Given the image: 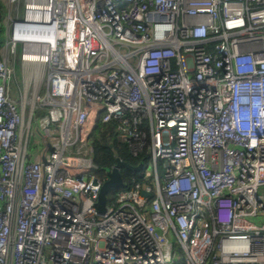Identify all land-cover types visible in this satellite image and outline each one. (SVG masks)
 Segmentation results:
<instances>
[{
    "label": "built area",
    "instance_id": "1",
    "mask_svg": "<svg viewBox=\"0 0 264 264\" xmlns=\"http://www.w3.org/2000/svg\"><path fill=\"white\" fill-rule=\"evenodd\" d=\"M25 8L0 50V264H264V0ZM99 121L146 154L104 213Z\"/></svg>",
    "mask_w": 264,
    "mask_h": 264
},
{
    "label": "trees",
    "instance_id": "2",
    "mask_svg": "<svg viewBox=\"0 0 264 264\" xmlns=\"http://www.w3.org/2000/svg\"><path fill=\"white\" fill-rule=\"evenodd\" d=\"M8 9L4 0H0V50L6 42V15ZM1 56V53H0ZM115 125L113 122L104 123L99 121L91 138L90 142L94 148V160L101 170H110L117 162V157L133 166H137L144 162L146 154L133 156L126 145L120 142L115 136ZM122 173L126 179L132 182L133 177L136 176L134 169L123 168ZM109 196V194H108ZM181 259L178 258L177 262Z\"/></svg>",
    "mask_w": 264,
    "mask_h": 264
},
{
    "label": "rangeland",
    "instance_id": "3",
    "mask_svg": "<svg viewBox=\"0 0 264 264\" xmlns=\"http://www.w3.org/2000/svg\"><path fill=\"white\" fill-rule=\"evenodd\" d=\"M26 1L27 0H19L13 4H7L5 2L7 5V9H8L6 16H8V14H9V17L6 18V26L9 27V29H10V25H11L10 18H16V17L22 18L25 16V14H26V8H25ZM2 48H4L6 51L5 45H3ZM2 48H1V50H2ZM8 54H9L8 57H9L10 61H12L13 59H12L11 53L8 52ZM21 71L22 70H21L20 66H17L16 74H15V77L12 81L13 96L17 99L20 98V96H21V90H22V86L24 84L23 82L25 81V78H24L25 76H24V74H22ZM39 117H40V115L37 114V119H34V122H33V129H34V133L36 132L35 136L37 139L41 138V133H40V130L38 128V121H37ZM33 147H34V144L31 145V148H33ZM160 178H161V181L164 180V170H162L160 172ZM118 190H119L118 188L111 189L109 192V197L112 198L113 195H116L118 193ZM259 192L264 193V186L259 187ZM109 204H113L111 200L109 201Z\"/></svg>",
    "mask_w": 264,
    "mask_h": 264
},
{
    "label": "water",
    "instance_id": "4",
    "mask_svg": "<svg viewBox=\"0 0 264 264\" xmlns=\"http://www.w3.org/2000/svg\"><path fill=\"white\" fill-rule=\"evenodd\" d=\"M142 165L143 164L133 166L128 162L124 161L123 159H121L120 157H117L116 164L113 166L111 170L108 171L109 178L103 184L100 190L98 201L96 203L97 209L100 213H104L107 210L108 194L110 190L113 188H119L124 184V176L122 174V169L129 168V169L139 170L142 168ZM144 193L146 195H149L150 191L144 190Z\"/></svg>",
    "mask_w": 264,
    "mask_h": 264
},
{
    "label": "crops",
    "instance_id": "5",
    "mask_svg": "<svg viewBox=\"0 0 264 264\" xmlns=\"http://www.w3.org/2000/svg\"><path fill=\"white\" fill-rule=\"evenodd\" d=\"M5 1V0H4ZM6 2V1H5ZM6 23V20H5ZM6 33H7V38H8V27L6 26ZM7 40V39H6Z\"/></svg>",
    "mask_w": 264,
    "mask_h": 264
}]
</instances>
